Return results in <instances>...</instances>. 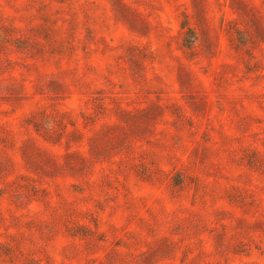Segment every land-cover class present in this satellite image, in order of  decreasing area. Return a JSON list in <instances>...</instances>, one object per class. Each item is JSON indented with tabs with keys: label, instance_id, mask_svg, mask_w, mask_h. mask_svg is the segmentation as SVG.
<instances>
[{
	"label": "rangeland",
	"instance_id": "rangeland-1",
	"mask_svg": "<svg viewBox=\"0 0 264 264\" xmlns=\"http://www.w3.org/2000/svg\"><path fill=\"white\" fill-rule=\"evenodd\" d=\"M0 264H264V0H0Z\"/></svg>",
	"mask_w": 264,
	"mask_h": 264
}]
</instances>
